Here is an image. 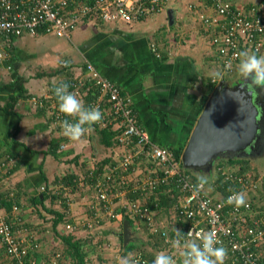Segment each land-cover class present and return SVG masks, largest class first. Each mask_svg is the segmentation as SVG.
Listing matches in <instances>:
<instances>
[{"label":"crops","instance_id":"1","mask_svg":"<svg viewBox=\"0 0 264 264\" xmlns=\"http://www.w3.org/2000/svg\"><path fill=\"white\" fill-rule=\"evenodd\" d=\"M221 1L231 2L233 9L241 8L264 16V0ZM214 2L164 0L159 12H146L138 21L129 24L84 18L68 39L45 32L35 36L24 33L18 38H0V47L7 53L0 74V155L12 159L7 175L0 182V190L4 197L21 204L26 226L40 245L36 253L38 259L48 261L59 255V264H73L62 254L61 237L66 235L65 226L69 223L78 226L70 236L83 243L88 240L82 244V249L89 253L85 264H119V258L129 254L146 257L152 264L159 252L173 258L178 256L177 264H181L183 249L174 247V241L166 246L158 244L159 240L154 238L157 234L149 233L145 226L126 217L117 222L106 220V216L100 218L101 223L94 231L83 227L92 217V205L98 204L91 181L86 182L92 187L84 189L78 180L91 169H95L96 174L101 173L112 162L108 155L112 153L114 159L119 148L104 150L98 145L94 128L83 137V142L69 141L26 99L19 100L15 112L11 113L4 110V104L10 95L18 93L19 87L29 97L55 96L57 85L68 84L75 77L83 76L85 65L90 63L103 78L116 84L123 95L132 99L135 117L151 141L163 148L183 152L210 96V85L216 88L223 83L227 86L230 84L228 77L240 76L239 61L229 73L221 74L212 43L219 28L209 32L200 20V15L218 17ZM256 54L264 55V47ZM215 79L216 84L213 83ZM240 82L239 79L237 83ZM253 94L264 109V93L257 89ZM94 98L91 94L83 97L84 106L87 107ZM63 144L65 148L61 149ZM223 162L236 172L240 169L238 165ZM240 162L245 164L246 172L260 179L259 190L250 199L255 209L264 208V161L245 158ZM207 177L205 192L214 199L224 197V191H220L216 183L219 175L215 168L214 174ZM42 187L46 189L43 193L56 187L57 196L51 198L50 194H44L46 198L40 205L35 198L42 199ZM129 193L127 198L136 199V195ZM117 200L116 210L123 202ZM172 205L173 202L169 209L155 210L153 219L154 227L169 231L173 239L177 227L183 223L173 219ZM52 212L61 213L63 222L54 226ZM124 221L129 223L127 242L124 241ZM90 234L92 239H89ZM128 245L134 249L124 255ZM1 247L0 263L9 264ZM224 264L233 263L226 257Z\"/></svg>","mask_w":264,"mask_h":264},{"label":"built area","instance_id":"2","mask_svg":"<svg viewBox=\"0 0 264 264\" xmlns=\"http://www.w3.org/2000/svg\"><path fill=\"white\" fill-rule=\"evenodd\" d=\"M163 4L164 0H0V38H18L24 33L35 36L42 27L46 34L68 39L84 18L129 24L138 21L146 12H159ZM214 11L217 18L200 15V20L209 32L219 28L212 43L216 50V64L222 70L221 74H226L239 61L238 54L243 48L260 53L264 47V16L241 8L233 9L230 3L221 0H215ZM6 54L0 47V74L5 67ZM216 82L213 80L214 84ZM67 85L81 101L88 94L95 97L87 107L98 108L103 118L92 129L110 126L117 131L115 140L120 149L101 173L96 174V170L91 169L78 180L84 189L93 184L98 204L96 207L92 205V217L84 222L83 227L94 231L101 223L100 218L106 216V220L117 222L126 217L145 226L149 233L159 235L165 244L177 239L182 244L191 230L192 238L214 232L221 242L217 247L222 245L227 250V257L233 264H264V210L255 209L249 195L258 192L259 178L251 173L239 174L225 164L215 167L227 187L224 197L214 199L204 187L191 182L182 169L181 160H176L169 149L151 141L135 117L132 99L123 95L116 84L103 78L92 64L87 63L84 75L75 77ZM26 100L36 111L43 112L59 132H62L61 122L65 119L75 122V118L58 111L57 98L53 94L31 96ZM63 148L64 144L61 145ZM11 163L10 156L0 155V182ZM160 185L170 186L169 191L176 194L173 219L176 223H187L181 235L176 233L173 239L169 231L154 227L153 214L160 204L151 196ZM40 190L42 193L46 191L44 187ZM234 192L246 194L245 205L237 208L227 203V198ZM128 193L136 195V199L127 198ZM117 199L123 202L116 210ZM3 200L0 190V245L8 263L59 264V255L48 261L36 258L40 245L26 226L22 206L14 204L6 211ZM152 201L153 209L149 207ZM77 227L67 223L65 229L73 233ZM131 259L136 264H151L139 254H132ZM174 259L178 262V256Z\"/></svg>","mask_w":264,"mask_h":264},{"label":"water","instance_id":"3","mask_svg":"<svg viewBox=\"0 0 264 264\" xmlns=\"http://www.w3.org/2000/svg\"><path fill=\"white\" fill-rule=\"evenodd\" d=\"M242 82L220 83L210 94L181 154L185 171L210 175L218 161L245 159L264 138V109ZM254 146V147H253ZM127 242L128 221H124Z\"/></svg>","mask_w":264,"mask_h":264},{"label":"clouds","instance_id":"4","mask_svg":"<svg viewBox=\"0 0 264 264\" xmlns=\"http://www.w3.org/2000/svg\"><path fill=\"white\" fill-rule=\"evenodd\" d=\"M238 74L243 79L245 86L254 93L257 89L264 93V55H257L254 52L243 51L238 54ZM67 84H60L54 88V94L58 102V111L65 116L75 118V122L65 119L61 122L62 134L71 142H83V137L92 130V126L102 120V113L96 107H85L75 93L68 90ZM216 165V164H215ZM214 165V168H215ZM198 187L202 188L208 183L206 174H197ZM227 203L237 208L245 205L246 194L234 192L227 198ZM178 236L181 232L177 230ZM188 238L183 241L177 239L173 246L182 248L181 264H224L227 257V250L221 245L216 233L205 232L193 237L192 230L186 235ZM119 264H136L131 259V254L119 258ZM152 264H177L172 255L159 252L155 255Z\"/></svg>","mask_w":264,"mask_h":264},{"label":"trees","instance_id":"5","mask_svg":"<svg viewBox=\"0 0 264 264\" xmlns=\"http://www.w3.org/2000/svg\"><path fill=\"white\" fill-rule=\"evenodd\" d=\"M229 3L231 4V2H229ZM231 5H233V4H231ZM37 32H44V28H42V27L38 28ZM11 38H16V37L14 36ZM244 50H247V49L243 48V51ZM214 88H215L214 85H210V87H209L210 92H212L214 90ZM28 98H29V95L26 94L25 90L22 87H19L18 93L16 95H14V94L10 95L9 98L7 99L6 103L4 104L5 105L4 110L7 111L8 113H11V111H14V108L16 107L19 100H25ZM94 131L97 133V136L99 138L98 145L103 147L104 150L112 151L114 148H119V145L117 144V141L115 140V136L117 134V131H114L110 126H107L103 129H99L98 127H94ZM169 151L173 153L176 160H180V157L182 154L181 150L169 149ZM112 156H113L112 153L109 154L108 159L113 161ZM227 164L228 165H238L240 167V169L238 171L239 174H243V175L249 174L248 172H246V169L244 166L245 164L243 165L240 162V160H238V159H231L227 162ZM222 165H224L223 160L218 161L216 163L215 167L222 166ZM98 170H100V169H98ZM183 171L186 175H188L190 177L191 182H193L195 185H198L197 175H194L189 171H185V170H183ZM216 183H218V189L222 192L224 191V194L226 195V187L227 186L225 185V183L222 182V178L218 177V180ZM203 187L205 188V185ZM170 188H171L170 186L160 185L158 187V189H156V191L151 196V199H153V200L158 199L160 207H162L165 210L169 209L171 206V202H173V204H174L175 200H176V195H175V197H173V194H175V192L169 191ZM56 191L57 190L55 188H53L51 191H48L46 193H42V196H43L42 199L36 197L35 202L41 205L44 202V199L46 198V197L44 198V196H45L44 194L48 193V194H50V197L52 198V197H54V195L57 196ZM3 199H4L3 200V206H4L6 211L10 210L14 204L15 205L16 204L21 205L15 199H9V198H6L4 196H3ZM153 203H154V201H152V203L150 204L151 208L153 207ZM165 207H167V208H165ZM159 209H156V210H159ZM261 209L264 210L263 207ZM51 214L55 218L54 226H57L58 224L63 222L64 217L61 213L52 212ZM186 227H187V223H184L182 225H179L177 227V230L182 232V230L185 229ZM70 234H72V232L67 231L66 235L61 237L62 250H63L62 254L67 259L71 260V263H73V264H85V262H86L85 258L89 255V253H88V250L82 249V244L86 243V241H88V240H85V242L83 243L82 240L74 239V237L70 236ZM90 235L91 236H89L90 237L89 239H92L93 236H92V234H90ZM154 238L159 240L158 244H161V245L164 244L165 245L164 239H162L160 236L156 235V236H154ZM158 248L161 249V246L158 245ZM124 249L125 250H124L123 254L126 255L127 253L132 252L134 248L132 247V245H128ZM35 256H36V258H38L37 254H35ZM59 259H61V256Z\"/></svg>","mask_w":264,"mask_h":264},{"label":"rangeland","instance_id":"6","mask_svg":"<svg viewBox=\"0 0 264 264\" xmlns=\"http://www.w3.org/2000/svg\"><path fill=\"white\" fill-rule=\"evenodd\" d=\"M236 1V0H235ZM120 23H122V22H120ZM240 77V76H239ZM238 77V75H236V78H231V77H228V82L230 83L229 85H227V86H234L237 82H238V80L240 79L241 80V77L239 78ZM244 158H246V157H244ZM246 159H248V158H246ZM253 161H264V138L262 139V142H261V145H260V149H259V151H258V153H257V155L255 156V157H252L251 158ZM192 174H199V173H203V174H206V173H204V172H202V171H200V172H197V173H193V172H191ZM214 174V169H213V171H212V173L210 174V175H208V174H206V175H208V176H212ZM250 196H253L254 195V193H252L251 192V194H249ZM261 210H263V209H261ZM95 236H99L98 234H95ZM94 240V239H93ZM121 245V244H120ZM1 246V245H0ZM2 248V247H1ZM2 250H3V248H2ZM4 256H5V254H4ZM90 257V256H89ZM8 263V262H7ZM1 264V263H0Z\"/></svg>","mask_w":264,"mask_h":264},{"label":"flooded vegetation","instance_id":"7","mask_svg":"<svg viewBox=\"0 0 264 264\" xmlns=\"http://www.w3.org/2000/svg\"><path fill=\"white\" fill-rule=\"evenodd\" d=\"M243 79L241 78V82L245 85L244 81H242ZM263 126H264V121H263ZM254 147V146H253ZM260 149V145L257 144L253 149L249 150V152H247L244 156L246 158H252V157H255L258 153Z\"/></svg>","mask_w":264,"mask_h":264}]
</instances>
